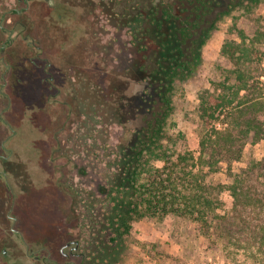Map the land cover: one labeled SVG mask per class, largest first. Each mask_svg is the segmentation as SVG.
Returning <instances> with one entry per match:
<instances>
[{"label":"rangeland","instance_id":"374dc122","mask_svg":"<svg viewBox=\"0 0 264 264\" xmlns=\"http://www.w3.org/2000/svg\"><path fill=\"white\" fill-rule=\"evenodd\" d=\"M111 1L55 0L71 11L60 21L45 3L32 2L19 14L10 12L22 7L18 0H0V173L10 187L0 177V264H43L27 258L23 238L42 258L51 251L49 264H64L59 247L64 231L76 224L86 243L84 264H112L121 253L124 260L117 264H251L211 248L194 223L178 218H144L118 244L109 242L113 234L100 224L104 216L96 200L106 196L101 186L112 180L113 157L141 128L144 88ZM256 12L264 16V0ZM242 14L226 17L213 31L203 69L177 98L167 131L173 151L197 154L205 129L197 92L209 89L208 100L218 94L213 82L223 78V42L238 40L240 28L256 27ZM263 157L264 140L249 142L230 168L238 171ZM227 166L222 164L215 181H227ZM223 198L229 208L230 197ZM10 209L23 238L9 230ZM102 240L111 247L109 263L90 254Z\"/></svg>","mask_w":264,"mask_h":264},{"label":"trees","instance_id":"16d2710c","mask_svg":"<svg viewBox=\"0 0 264 264\" xmlns=\"http://www.w3.org/2000/svg\"><path fill=\"white\" fill-rule=\"evenodd\" d=\"M261 1H111L144 88L141 128L133 143L113 157L112 180L101 186L106 196L96 200L104 216L100 224L113 234L109 242L118 244L136 221L171 217L194 223L211 248L231 253L236 261L240 255L264 264V157L238 171L230 168L247 143L264 140V16L256 12ZM236 12L256 27L240 28L238 40L223 42V78L213 82L218 94L208 100L209 89L197 92L205 124L197 154L188 148L173 151L167 131L177 98L203 69L213 31ZM224 163L228 179L215 181ZM96 247L90 254L109 263L111 247L103 240ZM124 257L121 253L112 264Z\"/></svg>","mask_w":264,"mask_h":264},{"label":"flooded vegetation","instance_id":"af4514ba","mask_svg":"<svg viewBox=\"0 0 264 264\" xmlns=\"http://www.w3.org/2000/svg\"><path fill=\"white\" fill-rule=\"evenodd\" d=\"M42 2L47 5V7L51 8L53 11H55L56 15L58 16L59 20H62V17L66 14L71 13L69 10H64L63 5H56L55 0H18V4L22 5L20 9H12L10 12L12 13H25L28 10H30L31 3L32 2ZM3 18V17H2ZM24 27L27 28V26L24 25ZM13 30H9L8 32V40H11V33ZM26 38H28L26 36ZM6 44L3 43V47L5 48ZM5 97V96H4ZM142 103V102H141ZM4 178L6 184H7V178L5 173H0V177ZM7 187H9V183L7 184ZM8 216L12 219L11 225H10V232L13 235H16L18 237L23 238L22 232H20L18 229L15 228V225L18 221V218L16 216H11V209L8 212ZM64 242L59 247V253L62 255V257L66 260L64 264H84L86 259V254L83 250L84 248V241L79 237V226L78 224L75 225V227H71L70 229L64 231ZM89 241V240H88ZM87 241V242H88ZM23 244H25V250H26V256L27 258H34L36 260H42L43 264H49L48 261L51 260V251H49L48 255L45 258L41 257L40 252L34 251L32 248L29 247V244L26 242V240L23 238L22 240ZM84 242V243H83ZM86 244V243H85ZM47 249V248H46ZM2 254L7 255V259L11 260V255L7 251V248H2L1 250ZM42 258V259H41ZM50 264H58V262H51Z\"/></svg>","mask_w":264,"mask_h":264}]
</instances>
